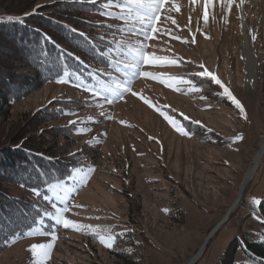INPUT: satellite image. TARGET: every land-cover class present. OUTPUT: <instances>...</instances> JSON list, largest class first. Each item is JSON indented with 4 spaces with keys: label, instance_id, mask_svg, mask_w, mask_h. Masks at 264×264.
<instances>
[{
    "label": "rangeland",
    "instance_id": "1",
    "mask_svg": "<svg viewBox=\"0 0 264 264\" xmlns=\"http://www.w3.org/2000/svg\"><path fill=\"white\" fill-rule=\"evenodd\" d=\"M33 1L52 5L68 0ZM176 2L180 11L171 9V3L165 5L158 25L171 29V34L158 32L157 39L145 42L149 45L145 51L175 58L179 66L146 64L141 71L191 79L202 90L189 93L183 91L188 85L180 84L177 86L182 91H173L144 77L134 79L131 88L184 125L189 136L180 135L159 111L138 97L125 93L123 99L108 104L85 91L91 89L90 85L47 83L16 102L10 118L0 120L3 136L25 131L29 118L55 100L64 101L62 106L71 110L40 125L35 133L29 132V137H36L37 131L45 127L71 125L70 121L80 126L73 143L75 150L83 154L81 172H73L65 182L50 189L49 199L44 200L48 213L55 214L53 204L63 208L67 203L66 219L122 235L112 248H105L86 230L65 229L47 215L28 232L36 230L35 234L13 240L0 253V264H33L27 249L35 243L49 242L50 236L40 235L45 231L57 235L45 264H189L199 254L193 264H216L234 239L260 238L264 222V154L240 196L239 188L264 132V0H246L242 11L233 7L228 14L216 4L210 9L206 25L202 0L195 5L189 0ZM165 16L175 19L176 25L171 19L165 21ZM93 20L114 25L119 33L114 56L118 62L123 61L128 49L118 42L137 38L121 33L118 29L125 26L116 19L102 16ZM173 35L189 42L181 43L172 39ZM252 35L257 37L255 41ZM193 36L195 44L191 43ZM245 48H249L255 63V79L250 85L243 58ZM199 64L214 73L241 102L246 119L222 94L219 85L210 78L193 75L203 70L197 67ZM116 66L99 68L106 75L100 87L126 79L124 70L116 71ZM210 132L216 135H209L211 142L199 140ZM237 135L243 139L234 142ZM88 168L94 171L81 185L80 175ZM9 191L23 199L33 200L36 196L18 187L10 186ZM66 192L70 195L64 201L61 197ZM129 199L132 205H128ZM253 199L261 203L254 205Z\"/></svg>",
    "mask_w": 264,
    "mask_h": 264
},
{
    "label": "trees",
    "instance_id": "2",
    "mask_svg": "<svg viewBox=\"0 0 264 264\" xmlns=\"http://www.w3.org/2000/svg\"><path fill=\"white\" fill-rule=\"evenodd\" d=\"M104 2L37 5L33 0H0V120L10 118L16 102L60 78L91 89L100 87L106 75L99 68L119 63L114 56L119 33L113 24L93 20L102 17ZM62 104L55 100L40 108L25 131L0 133V253L46 220L44 196L82 166L83 154L73 143L80 126L56 125L37 131L34 138L28 135L71 110ZM210 134L216 136L210 132L199 140L211 142ZM10 186L41 195L33 200L18 198L10 194ZM260 226L258 240L234 239L216 264H264V222Z\"/></svg>",
    "mask_w": 264,
    "mask_h": 264
},
{
    "label": "snow or ice",
    "instance_id": "3",
    "mask_svg": "<svg viewBox=\"0 0 264 264\" xmlns=\"http://www.w3.org/2000/svg\"><path fill=\"white\" fill-rule=\"evenodd\" d=\"M90 3H97V0H89ZM191 5H195L201 0H189ZM171 3V9L176 12L180 11V7L177 4L176 0H105L102 4L104 11L100 14L105 17H110L116 19L125 27L119 28L118 30L121 33L126 34L128 37H136L134 41L123 40L118 43H124L127 46V53L125 59L119 62L116 66V71H121L122 69L125 72L126 79L121 82L119 80H114L110 84L102 85L98 88L88 89L85 88V91H89L93 97H102L108 104H111L115 99H123L125 93H130L134 97L141 99L148 107L153 108L156 111L160 112V115L169 123V125L177 131L182 136H189V132L186 131L185 126L179 123L175 118L169 116L160 109H157L156 106L147 98L141 96L139 93L135 92L131 88L132 81L138 77L149 78L156 80L161 84H164L165 87L172 88L173 91H182L177 85L183 84L188 85L183 91L189 93H198L202 89L197 86V84L187 78L183 77H164L161 75H156L149 71H141L143 65L151 64L154 66H179L180 62L175 58L159 57L156 55L148 54L145 49L149 46L146 41L157 39L156 34L159 32L161 35L171 34V29H163L159 27L161 22V12L165 8V5ZM246 0H202L203 4V13L202 19L206 25L210 19V9L213 8L216 4H219L224 9L225 13H231L233 7L238 10L243 9ZM119 9V12L113 16L111 9ZM242 18V17H240ZM11 20V17H8ZM171 19L169 16H165L164 20L167 21ZM173 25H176V20L171 19ZM225 22H227L225 17ZM111 27V26H110ZM199 31V28L197 29ZM205 39L209 37L204 34ZM172 39L179 40L181 43H188V40H184L179 36H172ZM252 41H255L257 37L255 35L251 36ZM191 43L195 44L196 39L193 36ZM111 51V49H109ZM190 63V62H189ZM122 65V68H121ZM202 71H195L193 73L196 77L201 78H210L212 82L219 85L223 89V95L226 96L231 103L239 110V113L242 118L246 119V113L241 102L232 94V92L222 83V81L212 72H210L203 64L197 66ZM57 83H66L67 81L63 78L57 79ZM107 94V95H106ZM111 97V99L109 98ZM204 99V97H201ZM110 118V117H109ZM185 120L188 119L187 116L184 117ZM71 124H76V121H70ZM121 123H124L121 121ZM195 123H199L196 121ZM152 139V137H149ZM243 137L240 135L235 136L234 142L242 140ZM94 169L88 168L87 173L80 175L79 183L81 185L87 183L88 173L93 172ZM81 172L80 169L74 170V173ZM34 195L40 196L39 191L34 190ZM67 195H70V192H66L64 197H61L62 200L66 201ZM44 199L47 200L49 197L44 196ZM254 205H259L261 201L253 199L251 201ZM53 207L56 208L55 214L46 213L54 220L56 225H62L65 229H72L76 232H83L86 230V234H91L98 242L103 245L105 248H112L117 241L118 235L122 234H112L111 230L108 228H95L90 225H82L72 220L66 219L64 213L69 211L67 203L65 207L57 208L55 204ZM167 211V210H164ZM36 230L28 233V235L35 234ZM40 235L50 236V241L46 243H35L32 244L27 250L31 253L33 257V264H45V262L50 258L51 252L54 248L55 242L57 240V235L55 231L51 232H40ZM262 239H264V234H262Z\"/></svg>",
    "mask_w": 264,
    "mask_h": 264
},
{
    "label": "bare ground",
    "instance_id": "4",
    "mask_svg": "<svg viewBox=\"0 0 264 264\" xmlns=\"http://www.w3.org/2000/svg\"><path fill=\"white\" fill-rule=\"evenodd\" d=\"M252 53L249 50V48H245L243 51V58L245 61V71H246V80H247V84L250 85L252 84V82L255 79V63L253 62L252 59ZM262 141L264 142V132L262 133V137H261ZM262 158V157H261ZM261 158L259 159V162L261 160ZM259 165V164H258ZM257 162H253L251 163L250 168H248V173H247V179L251 180L250 178H252L256 172V168L258 167ZM235 206V204H234Z\"/></svg>",
    "mask_w": 264,
    "mask_h": 264
},
{
    "label": "water",
    "instance_id": "5",
    "mask_svg": "<svg viewBox=\"0 0 264 264\" xmlns=\"http://www.w3.org/2000/svg\"><path fill=\"white\" fill-rule=\"evenodd\" d=\"M263 154H264V142H261V145H260V147H259V150L257 151V153L255 154V156H254V158H253V160H252V162L251 163H253V162H257V165L259 164V159L263 156ZM257 169V168H256ZM248 170V169H247ZM246 170V172H245V174H244V176H243V180H242V183H241V185H240V188H239V196H240V194H241V192H242V190H243V188L245 187V185L250 181V180H248L247 179V173H248V171ZM251 179V178H250ZM237 202H238V199L236 200V202H235V205L237 204ZM235 207V206H234ZM200 256V254L198 255V256H196L189 264H193L196 260H197V258Z\"/></svg>",
    "mask_w": 264,
    "mask_h": 264
}]
</instances>
